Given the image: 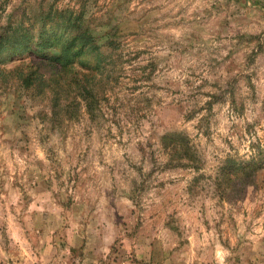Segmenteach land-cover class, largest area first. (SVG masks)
<instances>
[{
	"label": "clouds",
	"instance_id": "9594fccd",
	"mask_svg": "<svg viewBox=\"0 0 264 264\" xmlns=\"http://www.w3.org/2000/svg\"><path fill=\"white\" fill-rule=\"evenodd\" d=\"M49 3L99 103L0 79V264H264V0Z\"/></svg>",
	"mask_w": 264,
	"mask_h": 264
},
{
	"label": "trees",
	"instance_id": "16d2710c",
	"mask_svg": "<svg viewBox=\"0 0 264 264\" xmlns=\"http://www.w3.org/2000/svg\"><path fill=\"white\" fill-rule=\"evenodd\" d=\"M2 9L0 6V21ZM79 20L71 12L59 15L50 8L38 22L25 24L8 17L4 26L0 24V65L21 61L12 69L2 70L3 87L35 89L38 94L49 89L58 97L63 92L67 98L74 90L89 92L83 74L73 75L69 68L73 58L90 43L87 33L75 32L79 30ZM102 62L98 58L96 66ZM83 66L93 67L90 63Z\"/></svg>",
	"mask_w": 264,
	"mask_h": 264
},
{
	"label": "rangeland",
	"instance_id": "374dc122",
	"mask_svg": "<svg viewBox=\"0 0 264 264\" xmlns=\"http://www.w3.org/2000/svg\"><path fill=\"white\" fill-rule=\"evenodd\" d=\"M0 6L3 8L2 19L0 21V24L1 26H4L6 19L8 17H12L13 20L15 21L21 19L25 24H28V22L29 23L38 22L40 18L43 17V15L49 11L50 8L54 10L55 3H49V0H0ZM82 79L84 81V84L86 85L85 87H87L89 92L83 93L81 90H74V92L76 95H79L80 97H82L84 100L87 101L88 111L90 114H92V119L94 120L95 119L94 113L96 107L98 106L99 98L90 90V85L92 83L90 76L88 74H83ZM4 89L5 91H12L13 94L19 93L21 91L38 94L37 90L35 89L23 90L21 88L16 89L15 87L14 88L4 87ZM58 94L60 97L54 95L55 96V99L53 101L54 107L59 108L61 98H64L69 102L64 106V108L61 111H57L54 113V115L57 117V123L59 122V117L61 116V114H63V116L68 118L77 116L79 105L76 103L75 98H73L74 97L73 93L70 94L71 97L69 98H67V95H65L63 92H60ZM29 145H30V140L25 135L24 137L19 139L18 143L16 144V147L21 154H27L31 150ZM32 179L33 178L30 177L29 181L31 182ZM0 187H2V185H0ZM35 187H38L39 191H43L50 187V183L48 181L41 180L39 184ZM24 198L26 201L31 199L30 197L27 196L26 193ZM77 254L78 253H76L75 250H73V255H77Z\"/></svg>",
	"mask_w": 264,
	"mask_h": 264
}]
</instances>
